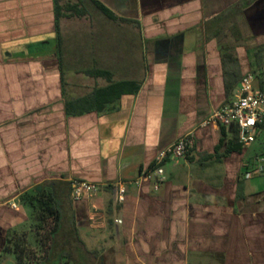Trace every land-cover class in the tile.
<instances>
[{"label":"crops","instance_id":"1","mask_svg":"<svg viewBox=\"0 0 264 264\" xmlns=\"http://www.w3.org/2000/svg\"><path fill=\"white\" fill-rule=\"evenodd\" d=\"M249 73L264 87V0H0V264L38 244L48 193L78 264H264V173L205 124ZM190 132L158 189L139 181ZM73 180L100 190L75 201Z\"/></svg>","mask_w":264,"mask_h":264},{"label":"built area","instance_id":"2","mask_svg":"<svg viewBox=\"0 0 264 264\" xmlns=\"http://www.w3.org/2000/svg\"><path fill=\"white\" fill-rule=\"evenodd\" d=\"M213 123L225 128H233L236 138L243 148L249 149L261 138L264 148V87L256 85V76L252 73L242 78L238 85V96L229 105L214 112L205 124ZM196 139L195 132L179 138L156 155L153 165L141 173L140 180L156 181L155 188L165 179L164 164L166 161L178 162L189 154ZM246 178L264 173V150L253 157H247L242 165ZM72 198L81 200L85 194H95L100 186L80 180L72 181ZM125 188L120 187L118 200H124Z\"/></svg>","mask_w":264,"mask_h":264},{"label":"trees","instance_id":"3","mask_svg":"<svg viewBox=\"0 0 264 264\" xmlns=\"http://www.w3.org/2000/svg\"><path fill=\"white\" fill-rule=\"evenodd\" d=\"M94 3L106 17L110 19L114 18V14L105 6L99 2L94 1ZM68 13H70V16H81L85 14V9L80 8L78 4H65L64 6L57 7V16L63 15L67 17ZM125 85L127 84L119 83L114 86L121 87ZM108 89H110V87ZM221 129L223 138L220 140L217 151L225 145L224 143L226 141L225 127H221ZM243 149V146L238 142L236 137L226 141V152L242 151ZM29 204L37 210L34 228L38 234L37 242L42 248L43 256L38 260V258L34 256L30 246H27L24 240L20 239L14 246V252L18 262L23 264L24 259H27L29 261L28 264H69L71 262L78 264V259L76 257L77 252L73 249L74 247H78L77 244L74 246L76 235H67V229L63 226L64 222L61 208L55 200L54 195L52 193L43 194L38 197V199L36 198V201L32 199ZM28 255L32 257L29 259Z\"/></svg>","mask_w":264,"mask_h":264},{"label":"rangeland","instance_id":"4","mask_svg":"<svg viewBox=\"0 0 264 264\" xmlns=\"http://www.w3.org/2000/svg\"><path fill=\"white\" fill-rule=\"evenodd\" d=\"M263 142L262 139L260 138L257 143L253 144L249 149H248V157H253L257 154H260L262 149H263ZM34 245L33 248H31L32 252L34 253V256H36V258H41L43 256V251L42 248L37 244V243H32ZM32 257V256H31ZM30 255H28V258H31ZM69 264H74L73 262L69 263Z\"/></svg>","mask_w":264,"mask_h":264}]
</instances>
